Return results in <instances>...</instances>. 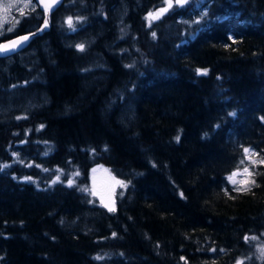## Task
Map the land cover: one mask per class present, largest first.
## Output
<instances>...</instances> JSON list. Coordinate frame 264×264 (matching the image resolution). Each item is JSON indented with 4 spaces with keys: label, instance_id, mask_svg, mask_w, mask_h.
Masks as SVG:
<instances>
[{
    "label": "trees",
    "instance_id": "trees-1",
    "mask_svg": "<svg viewBox=\"0 0 264 264\" xmlns=\"http://www.w3.org/2000/svg\"><path fill=\"white\" fill-rule=\"evenodd\" d=\"M165 1L63 0L0 57V264H264V0Z\"/></svg>",
    "mask_w": 264,
    "mask_h": 264
},
{
    "label": "rangeland",
    "instance_id": "rangeland-1",
    "mask_svg": "<svg viewBox=\"0 0 264 264\" xmlns=\"http://www.w3.org/2000/svg\"><path fill=\"white\" fill-rule=\"evenodd\" d=\"M175 3H177L176 0H166L165 5L153 12L159 11L161 14L162 10L171 7ZM26 4L27 7L25 6ZM170 4L171 6H169ZM36 6H38L36 0H0V35L5 31L13 30L17 18L16 13L31 10ZM247 156L250 162L258 160L257 155L252 150L247 152ZM89 177L92 193L97 196L101 203L112 209L115 206L116 190L119 186L124 185L125 182L116 176L110 167L103 163H98L93 166L90 170ZM230 177L231 179H229ZM250 178L251 167L248 163L246 166L230 173L227 180L228 184L232 187L243 188L248 186ZM232 264H240V260Z\"/></svg>",
    "mask_w": 264,
    "mask_h": 264
},
{
    "label": "water",
    "instance_id": "water-1",
    "mask_svg": "<svg viewBox=\"0 0 264 264\" xmlns=\"http://www.w3.org/2000/svg\"><path fill=\"white\" fill-rule=\"evenodd\" d=\"M62 1L63 0H54V2L53 0H36L38 6L44 11L45 19L43 23L35 30L18 34L0 41V46H8L7 48H0V57L11 56L16 52L21 51L29 44L34 35L42 33L44 29L48 28L50 25L51 13L62 4ZM22 37H27V39H21ZM13 42H16L14 47L12 46Z\"/></svg>",
    "mask_w": 264,
    "mask_h": 264
},
{
    "label": "snow or ice",
    "instance_id": "snow-or-ice-1",
    "mask_svg": "<svg viewBox=\"0 0 264 264\" xmlns=\"http://www.w3.org/2000/svg\"><path fill=\"white\" fill-rule=\"evenodd\" d=\"M53 2H54V0H53ZM176 2H177L178 4H183V3L186 2V0H176ZM9 6H11V5H9ZM25 6L27 7V4H26ZM169 6H171V4H170ZM162 11H166V9H164V10H162ZM158 15H159V14H157V16H154L153 18H157ZM150 16H152V14H150ZM69 24H71V19L69 20ZM153 35H155V33H154ZM21 39H27V37H22ZM15 44H16V42H13L12 46L14 47ZM7 47H8L7 45L0 46V48H7ZM80 47L83 48L82 45H81ZM205 74H206V70H205ZM177 139H179V138H177ZM248 151H249L248 149H245V152H246V153H247ZM245 171H247V169H245ZM234 175H235V173H234ZM229 179H231V177H230ZM253 239H255V238H253ZM262 254H264V249H262Z\"/></svg>",
    "mask_w": 264,
    "mask_h": 264
}]
</instances>
